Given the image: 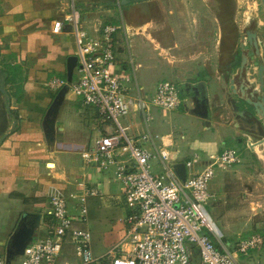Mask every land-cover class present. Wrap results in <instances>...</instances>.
<instances>
[{"label":"crops","instance_id":"obj_1","mask_svg":"<svg viewBox=\"0 0 264 264\" xmlns=\"http://www.w3.org/2000/svg\"><path fill=\"white\" fill-rule=\"evenodd\" d=\"M121 1L0 0V77H5L2 69L9 71V80L3 84L10 95L7 104V94L0 89L3 253L20 215L21 220L28 212L41 214L33 240L53 232L56 221L50 214V195L56 189L69 198L72 193L100 191L96 196L88 195V220L74 222L76 227L91 232L90 244L97 257H104L111 247L117 248L127 229L126 216L130 210L124 200L122 182L114 169L102 170L85 162L81 154L96 138L111 131L113 124L102 121L97 109L70 89L54 90L46 84L54 76L67 78L70 72L73 79L77 78L78 45L71 17L92 37H98L107 23L121 26L117 33V71L131 76L130 96L141 94L149 98L163 80H172L179 86L182 103L177 109L152 107L147 114L132 111L121 119L129 127L131 137L136 139L144 132L152 137L151 141L136 139V142L153 149L170 147L177 163L198 155L199 163L194 166L198 171L210 163L211 155L231 147L239 149L243 163L245 157L238 145L245 147L259 138L248 130L254 127L253 121L238 115L236 97L226 84L229 51L223 45V28L213 23L217 12L211 2L127 0L121 4ZM152 12L155 18L150 15ZM58 20L64 25L61 31L54 32ZM248 149L263 152L259 157L264 158V144L255 150ZM241 162L234 166L242 167ZM152 169L154 173L161 171L158 158L152 160ZM223 169L227 168H219L217 176ZM261 174L264 176V169ZM213 192L217 200L219 195ZM69 200L72 205L73 200ZM258 203L260 207L253 213L257 220L258 214L264 218V201ZM221 209L217 210V216L225 242L231 248L240 238L254 234H243L244 229L224 221L240 219L241 213L234 215L230 211L233 215L228 216L226 208ZM77 212V208L70 209L72 215ZM94 223L101 227L105 241L101 254L97 252L101 241L94 239L92 231L96 228ZM256 224L260 226L263 222ZM69 239L61 254L62 261L76 260ZM260 247L241 255L237 264H264V245ZM195 259H199L197 254Z\"/></svg>","mask_w":264,"mask_h":264},{"label":"built area","instance_id":"obj_2","mask_svg":"<svg viewBox=\"0 0 264 264\" xmlns=\"http://www.w3.org/2000/svg\"><path fill=\"white\" fill-rule=\"evenodd\" d=\"M69 19L74 23L78 45L77 78L69 81L54 76L46 84L54 90L68 87L87 105L96 108L102 121L113 124L111 131L96 138L81 154L85 162L102 170L114 169L122 182V193L130 210L126 216L127 229L118 245L119 252L97 257L90 244L91 232L76 227L74 222L88 220V195L96 196L100 191L72 193L69 198L56 189L50 195V214L56 221L54 230L48 236L32 240L18 256L19 264H237L241 255L260 247L264 236L254 233L240 238L231 248L207 209V203L216 198L210 188L216 168L241 162L239 149L226 148L211 155L210 163L198 171L194 170L200 160L198 155L186 159V176L181 179L175 167L177 158L170 147L153 149L136 142V139L151 141L152 137L144 132L135 139L128 134L129 127L121 122L132 111L147 114L152 107L177 109L182 103L177 83L161 81L149 98L141 94L130 96L131 76L117 71V33L121 26L107 23L98 37H92L77 19ZM63 25L62 20L55 21L53 31H61ZM155 158L160 161L159 173L152 171ZM69 199L73 200L72 205ZM73 207L78 210L76 215L70 213ZM68 237L75 261L61 260ZM0 264H7L6 253L1 251Z\"/></svg>","mask_w":264,"mask_h":264},{"label":"rangeland","instance_id":"obj_3","mask_svg":"<svg viewBox=\"0 0 264 264\" xmlns=\"http://www.w3.org/2000/svg\"><path fill=\"white\" fill-rule=\"evenodd\" d=\"M212 3L213 8L217 12L216 18L212 15L213 23L215 21L218 26L223 28V45L228 48V51L235 48L238 42V35L246 28H254L264 33V7L261 0H208ZM162 2V1H161ZM168 2H170L168 0ZM155 3V2H154ZM155 18V13H150ZM217 37V36H216ZM205 39V38H204ZM216 38H213L215 42ZM206 41V40H204ZM209 41H206L208 43ZM264 46V41L262 42ZM232 48V49H231ZM229 53V52H228ZM231 53H229L230 55ZM235 71V67L231 68V73ZM229 88V86H228ZM230 90V88H229ZM238 147L243 152L245 161L241 165L242 167L231 166L227 169H223V172L219 173V168H216L215 179L210 182V188L217 192L219 198L213 199L207 203V209L215 221L217 226L223 231L221 219H218L217 210H225L228 216L233 215L232 213H241L240 219H225L229 224H235L241 227L243 234L260 233L264 236V218L261 214L260 219L253 217V213L260 207L259 201H264V176L261 174V170L264 168V158L259 157L263 155V152H252L249 151L248 146L242 147L241 144ZM259 151V149H257ZM263 150V149H262ZM153 170V169H152ZM74 189V188H73ZM48 211V210H44ZM232 211L230 214L229 212ZM45 214H47L45 212ZM20 217L16 220L20 221ZM256 222H263L258 226ZM93 224V223H92ZM16 225V224H15ZM96 228L92 229L94 232V239L100 240L101 244L98 247V254L104 252L105 241L101 227L94 223ZM206 233L208 231L204 229ZM224 232V231H223ZM247 234V235H248ZM212 240L216 241V238L210 234ZM237 237L235 240H237ZM238 241V240H237ZM236 241V242H237ZM264 243L261 245V247ZM260 247V248H261ZM5 252L4 247H0ZM115 248V249H114ZM259 247H257L258 249ZM97 250V249H96ZM113 251V252H110ZM119 252L118 247H111L103 256H108L110 253ZM20 257H17L14 264H19Z\"/></svg>","mask_w":264,"mask_h":264},{"label":"flooded vegetation","instance_id":"obj_4","mask_svg":"<svg viewBox=\"0 0 264 264\" xmlns=\"http://www.w3.org/2000/svg\"><path fill=\"white\" fill-rule=\"evenodd\" d=\"M248 31L255 34L252 38L254 43H250L248 39ZM264 33L254 28H246L240 36L234 49L229 51L227 68L225 70L226 84L230 88L231 79L236 83V102L238 115L249 118L254 123V127L250 130L253 134H257L259 138L264 137V125L262 118L257 114L252 104L246 101L250 98L253 102H262L264 100ZM228 53V54H229ZM247 57V63L241 70L243 56ZM235 67V71L231 73V68ZM262 69V70H261ZM262 71V76L260 75ZM235 74V75H233ZM232 91V89L230 88Z\"/></svg>","mask_w":264,"mask_h":264},{"label":"water","instance_id":"obj_5","mask_svg":"<svg viewBox=\"0 0 264 264\" xmlns=\"http://www.w3.org/2000/svg\"><path fill=\"white\" fill-rule=\"evenodd\" d=\"M263 7H264V0H261ZM127 0H122L121 4H126ZM255 37L254 33L248 31V39L250 43H254L255 41L252 38ZM247 63V57L244 55L241 64V70L244 68L245 64ZM262 70V69H261ZM262 76V71L260 72ZM68 80L71 81L73 79L72 72L68 75ZM65 89H69L68 87H64ZM230 88L234 93H236V83L234 79H231ZM0 89L6 94V90L3 84V78L0 77ZM236 97V96H235ZM246 101L249 104H252L255 108L257 114L262 118L263 125H264V100L262 102H253L250 98H246ZM237 106V104H236ZM46 133L49 135V129H46ZM264 144V137L258 138L255 141H251L248 144V147L251 150H255V148L259 145ZM176 171L181 179H185L186 176V167L184 163H177L175 165ZM41 220V214L35 212H28L23 215L22 219L19 221L15 231L13 232L8 246L6 250V262L10 264L12 260L16 257L22 255L26 246L33 240L35 235V229L39 225Z\"/></svg>","mask_w":264,"mask_h":264},{"label":"trees","instance_id":"obj_6","mask_svg":"<svg viewBox=\"0 0 264 264\" xmlns=\"http://www.w3.org/2000/svg\"><path fill=\"white\" fill-rule=\"evenodd\" d=\"M2 71H3V75L5 76V77H3V79H4V81L3 82H6L7 80H9L8 79V74H9V71L8 70H5V69H2ZM7 76V77H6ZM7 94V104H9L10 103V95H9V93L7 92L6 93ZM17 99L18 100H20L21 99V97H17ZM4 137H2L1 139H3Z\"/></svg>","mask_w":264,"mask_h":264},{"label":"bare ground","instance_id":"obj_7","mask_svg":"<svg viewBox=\"0 0 264 264\" xmlns=\"http://www.w3.org/2000/svg\"><path fill=\"white\" fill-rule=\"evenodd\" d=\"M258 147V146H257ZM210 224L213 226V227H215V224H214V222L211 220V222H210Z\"/></svg>","mask_w":264,"mask_h":264}]
</instances>
